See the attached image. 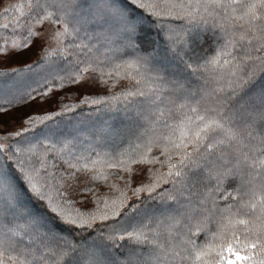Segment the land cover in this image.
<instances>
[{"label": "trees", "instance_id": "1", "mask_svg": "<svg viewBox=\"0 0 264 264\" xmlns=\"http://www.w3.org/2000/svg\"><path fill=\"white\" fill-rule=\"evenodd\" d=\"M190 1L174 0L176 3L183 2L185 4ZM25 2L27 3L22 4L20 1V3L14 4L22 5L23 7L20 9L14 8L12 5L0 10V54L6 53L11 48L13 49V41L16 44L25 46L37 37V28L41 24L35 23L36 12L32 11L30 7L36 0H25ZM145 2H148V0H145ZM193 2L196 4V0H193ZM227 2L229 0L218 1V3ZM39 4L40 8L46 7L48 13L58 14V8L54 0H39ZM212 10L214 15L210 16L205 13L202 18L193 19L191 16L186 15V12L177 9L176 12L179 15L184 13L187 16L185 19L183 16L182 19L184 20H182L169 16L155 18L149 15L147 11L137 7L132 0H75L71 9L64 14L62 23L58 25L61 31L67 29V33L59 37V45L54 47L51 44H45L27 63L28 68L23 71L12 72L14 68H20L22 65L0 68V101H12L20 106L30 100V96H34L39 91L47 95L52 89L77 83L80 77H77L76 69L78 66L75 65V62L83 60L88 55L96 56L101 60L105 55H114V53L106 50L104 43L97 47L100 44L97 38L104 37L105 39V36L113 37L119 41L131 37L139 44V52L148 57L155 51L162 52L161 56L170 61L171 66L175 65L173 66L175 69L172 72H165L159 66L160 59H150L151 68L160 73L166 82L182 83L184 90L177 95V98L174 95H169L165 86L154 82V74L144 73L142 76H136L133 69L124 65L121 60L114 58L113 64L120 65L118 69L112 65H102L103 72L98 68L94 73L99 72L104 76L108 74L110 80L114 82L119 80V87L114 88L115 90L104 96L92 97L99 99L98 104L82 103L84 97L79 98L77 96H71L70 99H66V102L60 100L52 111L55 114L49 120L37 122L34 125L24 124L23 128H26V130H19L20 133L17 136L15 133L5 134L4 136L10 134L13 136L8 151L14 152L17 147L24 148L25 151L31 149L34 152L32 156L36 160L43 159V168L39 163L35 165L40 169L41 176H47L46 184L41 181L44 184L43 190L58 202L60 197L57 192L62 193L63 186L66 183L65 180L78 178L81 176L78 174L85 171L91 173L89 188L93 189V193L98 195L101 192L104 195H109V187L101 186L102 181L100 180L107 174L104 171L110 168V164L125 163L127 166L132 164L128 163L129 156L135 159L136 163H146L145 165L148 166L152 178L157 172L166 173L167 162L166 157L163 155V143L154 146L152 152L148 153L150 158L155 157L157 163L142 161L137 153L144 150L143 146L153 134L167 135L170 128H175L186 118L190 117L195 120L197 114L204 115L203 111L195 114L191 112L190 109L195 108L196 105L183 99L189 90L199 85V81L193 74L189 64L199 62L208 56L209 58L217 57L222 66H224L225 60L236 64L239 63L245 52L251 51V44H256V47L259 48L258 41H251L250 44V41L240 39V26L225 19L224 9H217L212 6ZM40 15L43 16L45 13L41 12ZM205 20L211 23L212 26L204 24ZM111 21L113 22L110 24ZM198 23H202V25L197 26L201 27L199 29L200 39L202 40L200 46L191 48L184 53H182V47L178 46L171 53L172 46L168 44V39L163 33L166 29L165 25H171L177 31L180 29L186 30L185 41H188V44L192 47L194 42L190 28ZM44 24H49L53 28L57 26L52 21H46ZM127 25H131L134 30L128 31ZM210 27H214L215 30L212 31ZM29 28L34 33L31 38L28 36ZM95 31L99 33V36L95 34ZM232 41H235V43H232ZM45 53H47L45 59H38L45 56ZM251 54L256 55L255 52ZM120 55L126 57L135 55V53L130 49H125ZM84 67V64L79 66L80 69ZM117 72H119V75H117ZM69 74L77 77L75 81L70 82L61 79V77H67ZM122 81H125L126 84ZM47 82L56 83L50 84L48 89H42ZM230 104V112L235 109L244 111L245 115H247V112H258L264 108V73L258 74L248 82L238 96L230 101ZM61 105L66 107H61ZM130 121L142 125L139 133L135 134L136 136L132 140L127 141L128 143H121L115 149H111L105 141V137L115 126ZM68 125H74L77 128L73 131L65 130L64 133H61V129ZM230 127L231 133L227 127L225 131L218 130L216 139L222 141V143L217 144L213 155L199 161L198 166L186 170L183 195H178L173 199H168L165 195L158 193L142 195L136 201L135 206H130L120 218L121 225L141 218L145 214L163 212L161 217L156 214L145 225L138 226L145 227L160 218L152 225V235L156 236L159 242H163L170 232L175 231L176 226L172 221H165L162 217L181 212L186 203H192L195 206L197 196L201 190L200 171L201 169L206 171L207 167L223 165L232 168L235 165L236 171L242 174L248 188L264 191V123L258 119L249 123L238 121L231 124ZM177 135H179V132H177ZM175 160L176 157L173 158V163H175ZM85 165L88 167L85 168ZM68 169H73L74 173H71ZM69 173H71V176ZM0 176L8 181L12 189L11 198L7 195L0 196V229L2 230L0 235L9 232L20 219L27 218L22 214H28L29 212L23 205L24 202H27L32 208V214L45 220L50 225V231L69 237L76 243V249L65 256L63 264H80L77 254L79 247L82 244L90 243L96 247H112L114 256L119 259H124L129 251L151 255V247L144 243L143 237L139 240H133L124 235L122 239L113 241L107 239L104 235L107 231L106 228L80 230L54 218L50 208L46 207V199L39 200L31 192L30 187L27 189L23 186V181L14 167V162L9 160L3 152H0ZM93 176L96 177L95 180H92ZM79 179L81 180V177ZM113 180L121 182L119 178H113ZM228 182L229 184L235 183V178L230 177ZM75 183L79 184L77 181ZM189 183L193 185L191 189H187ZM96 184L98 188L103 190L99 191L97 187L95 189ZM112 184H115L117 188L121 187L114 182ZM165 187L170 188L171 185ZM232 187H238V185H230L229 191ZM17 192L22 193L23 197H16ZM118 193L116 189H112L111 194H113V197L116 196L114 194ZM61 195L68 197L71 204L67 203L64 206L73 213L77 209L84 210L80 208V205L85 202V198L92 200L93 205H95L93 195L87 191L77 193L75 198L67 194ZM225 199H227V196H225ZM123 227L126 231L137 228L134 226ZM209 227L211 228V225ZM40 230L41 232L48 231V229ZM142 231L144 235L148 234L147 229L144 228ZM209 238L210 233L208 231L196 233L192 237L201 244ZM169 242L172 241L169 240ZM16 244L18 247L32 249L34 256L27 257V259L33 264H36L41 256L48 260V255L42 247L40 232H32L29 235L20 232L16 237ZM9 255L15 256L16 254H7L5 256L6 261ZM19 258L24 259V257Z\"/></svg>", "mask_w": 264, "mask_h": 264}, {"label": "snow or ice", "instance_id": "2", "mask_svg": "<svg viewBox=\"0 0 264 264\" xmlns=\"http://www.w3.org/2000/svg\"><path fill=\"white\" fill-rule=\"evenodd\" d=\"M58 8V14L48 13L47 8H40L39 0L30 5L32 11L36 12L35 23L43 25L46 21H52L57 25H60L64 20V14L75 3V0H54ZM132 2L139 8L148 12L149 15L155 18H161L164 16H171L173 14L179 15L176 12L177 9L186 12L187 15L193 19L199 14L200 8H207V5H201L200 3L193 4L191 2L176 3L174 0H132ZM250 6L254 7V3L250 0ZM14 8L20 9L22 5H13ZM39 9V10H37ZM196 11H193V10ZM7 11V9H5ZM43 12L45 15L41 16ZM254 14V13H253ZM7 27V26H5ZM128 31H133L131 25H127ZM165 36L171 43L172 49L175 51L177 46L185 41L186 30L180 29L177 31L171 25H165ZM67 29L57 30L52 32L51 38L56 39L62 34H66ZM34 33L31 28L28 29V36L31 38ZM38 37L37 39H41ZM36 41L32 42V48L36 47ZM251 44V41H250ZM104 47L110 53L114 55H105L101 60L100 58L92 55L86 56L83 60L75 62L77 65V77H82L84 73L95 72L98 68L103 72L102 65H112L115 68H119L120 65L113 64V59L121 60L122 63L129 68L133 69L136 76H142L144 73L154 74V82H158L159 85L165 86L168 89L169 95H177L184 90V85L179 82H166L162 75L151 68V61L148 56L139 52V44L135 39L129 37L123 41L117 42L114 38L105 36ZM13 48H24L23 51L10 52L9 56L23 57L32 48L24 47V45L16 44L13 41ZM132 50L135 55L122 57L120 54L125 50ZM255 52L256 55L251 53ZM42 56L38 59H45ZM35 62V61H34ZM33 62V63H34ZM80 64H84L85 67L80 69ZM226 66V67H225ZM189 67L192 69L193 74L199 81V85L189 90L183 99L188 100L191 104H195V108H191L190 111L198 113L203 111L204 115L197 114L195 120L190 117L181 121L175 128H170L167 135L153 134V136L143 146V151L138 152L140 160L147 163H157L155 157H149L148 153L152 152L154 146H159L163 143V155L166 157L167 172H157L153 175V178L145 183L144 176L140 177H121L119 173L116 174L117 178L123 179V186L117 188L115 184L109 185V195L99 194L95 195L93 189L89 188L87 181L83 184H69L65 189L70 194L76 192L87 191L94 197L95 206L93 207V201L85 198V202L80 205L83 211L77 209L70 212L64 205L69 203L67 197L61 195L59 191L57 195L60 197L59 202L48 196L43 190L44 184L47 183V176H41L40 169L35 165L39 163L41 168L44 167L43 159L36 160L34 156H30L31 149L27 152L24 148L17 147L14 152L8 151L9 145L13 136L6 135L0 137V152L7 155L9 160L14 162V167L19 173L20 179L23 181V186L27 189H31L37 198L41 201L47 200V208H50L51 214L54 218L62 221L65 224L75 227L80 230H91L96 228H106L107 231L104 235L109 240L122 239L124 235H127L131 239L139 240L140 237L145 238L142 229L144 227L136 228L131 231H126L120 223V218L124 215L130 206H135L137 200L142 195H151L154 193L165 195L168 199L176 198L178 195L184 194V178L186 176V170L198 166L199 161L205 160L208 156L214 154L216 146L222 141H218L216 136L219 131H225L226 127L231 133L230 125L236 122H255L258 119L264 123V108L258 112L237 111L231 108L230 101H233L235 97L241 92V90L247 85L248 82L253 80L258 74L264 73V45L251 44V51L245 52V55L239 60V63L233 64L232 62L225 60L224 66L220 65L217 57H206L199 62L190 63ZM28 68V64H22L20 68H14L12 72H20ZM119 75V72H117ZM77 77L68 75L67 77H61L62 80H68L70 82L75 81ZM57 81V78H56ZM56 83V82H55ZM53 82H47L42 89H48ZM84 84L88 81L85 79ZM38 97H43L44 102L52 100L53 96L44 95L42 91L37 92L34 96H30L29 99L34 103H39ZM102 99V98H101ZM54 102H57L56 100ZM82 103L98 104L99 99L85 96ZM22 107V106H21ZM12 101H0V117H7L11 120H17L14 115L20 112V108ZM61 107H66L61 105ZM55 113L46 112L44 115H34L32 111L21 112L19 120L21 121V127L23 130L24 124L34 125L37 122H43L49 120ZM179 132V135H177ZM20 132H16L15 135H19ZM212 150V151H209ZM176 157L175 163L173 158ZM137 161L131 156L128 158V163H136ZM164 163V162H160ZM127 168V164L120 163L110 164V168L115 167ZM88 166L85 165V168ZM148 172V170H142ZM205 173L209 177L215 178L217 186H220L228 180L229 176L233 174L232 170L220 165L215 167H207V170L201 169L199 181L203 182ZM71 176V173H69ZM105 180L108 177H103ZM96 177L93 176L92 180ZM44 181V184L41 183ZM171 185L170 188L165 187ZM112 189H116L119 192L118 196L113 197L111 195ZM11 186L8 181L0 176V196H9L11 198ZM227 196V193H225ZM195 211V210H193ZM250 231L255 233L256 239L251 244H246V247L251 249V255H241L231 245L226 249H221L218 253L220 260L217 264H233L232 256L241 261L250 262V264H264V241L261 240V236L264 235V220L254 223ZM20 232L25 235H29L32 232H40L42 247L44 252L48 255V260H45L43 256L36 264H63L65 256L74 251L77 247L76 243L69 237H65L56 233H50L42 231L38 228L36 221L32 218L20 219L16 226L9 230L7 233L0 235V264H33L27 257L34 256V252L31 248L18 247L16 244V237ZM259 249V251H258ZM39 251V249H37ZM232 254V256H225L224 252ZM9 253H15V256L9 255L8 261L5 260V256ZM19 257H24L20 259ZM81 264H98L93 260L89 252L82 254Z\"/></svg>", "mask_w": 264, "mask_h": 264}, {"label": "clouds", "instance_id": "3", "mask_svg": "<svg viewBox=\"0 0 264 264\" xmlns=\"http://www.w3.org/2000/svg\"><path fill=\"white\" fill-rule=\"evenodd\" d=\"M251 2L254 7L250 6V0H229L213 7L224 9L225 19L240 26V39L258 41V45H264V0ZM204 24L212 26L207 20ZM228 169L232 170L233 174L229 178H235V183L229 184L228 178L224 184L217 186L215 178L205 173L195 206L186 203L181 212L162 217L176 226L175 231L170 232L163 242L152 235V225L160 218L144 227L148 232L144 243L151 247V255L143 264H217L220 260L218 253L229 245L242 256L251 255V249L246 244L256 239L255 233L250 231L251 226L264 220V191L248 188L235 165ZM230 185L238 187H232L229 191ZM204 231L210 233L205 243L192 239L196 233ZM261 240L264 241V235ZM224 255L232 256L226 251ZM232 260L233 264H250L234 256Z\"/></svg>", "mask_w": 264, "mask_h": 264}, {"label": "rangeland", "instance_id": "4", "mask_svg": "<svg viewBox=\"0 0 264 264\" xmlns=\"http://www.w3.org/2000/svg\"><path fill=\"white\" fill-rule=\"evenodd\" d=\"M20 1L22 2V4L27 3V2H25V0H0V10L4 7L12 6L17 2L20 3ZM218 1L219 0H196V3H200L201 5H207V8L206 9L203 7L200 8L198 10L199 14L196 15L194 19H197L200 17L202 18L205 15V13H207L209 15L210 14L214 15L213 10H212V6L217 4ZM190 2L194 4L193 0H191ZM193 11H196V10L194 9ZM186 15H184V13H181L180 15L176 16L173 14L169 17H172L174 19H182L184 16V19H185L187 17ZM184 19H182V20H184ZM78 21H81V20H78ZM112 22L113 21H111L110 24ZM199 25H202V23H198L197 25H193L190 28L191 37H193V42H194L192 47L190 46V44H188V41H185V43L182 42L181 44L178 45V46L182 47V50H183L182 53L190 50L191 48H197L202 43L201 42L202 40L200 39V35H199V32H200L199 29L201 27H197ZM109 26H111V25H109ZM193 28H195V29H193ZM210 28H212V31L215 30L214 27H210ZM58 29L61 30V28L58 25L55 26L54 28L52 26H50L49 24L41 25L39 28H37V32H36L37 37L24 46L27 48H32V42L36 41L37 42L36 47L32 48V50L29 51L23 57H17V56L10 57L9 53L15 52V51H23L24 48H19V49H14V48L12 49L11 48L6 53L0 54V68L11 67L14 65L27 64L32 60V58L35 56V54L38 53V51L40 49H42V47L45 44H51L54 47L59 45L60 44L59 38H58V43H57V40L52 39L51 35H50L52 32L57 31ZM165 31H166V29L163 31L164 34H165ZM95 34L97 36H99V33L98 32L96 33V31H95ZM38 37H42V38L37 39ZM97 40L100 43L97 45V47H100L105 41L104 37H99V39L97 38ZM115 40L117 42H119V40H117V39H115ZM168 44L171 46V43L169 42V40H168ZM157 52L158 51L151 53L149 55V58L151 60L160 59L159 66L165 72H172L173 69H175V68H173V66H175V65L171 66L170 61H168L165 57L161 56L162 52L161 53L160 52L157 53ZM173 52H174V50H171V53H173ZM85 79L88 81L87 84L83 83V81ZM115 81L119 82V80H115ZM118 82H114V81L110 80V75H108V74H106L104 76L99 72H97V74H96V73L91 72V71L88 73H84L83 76L80 77V79L77 83L70 84L66 87L56 88V89L50 90V93H48L47 96H53V98H52V100L48 101L47 103L44 102L43 97H38L37 98L39 100L38 104L32 102L31 100H28L25 103H23L22 105L17 106V107L22 106L20 108V112H17L14 114L16 116L17 120H11V119H8L7 117H0V137L4 136L5 134L16 133L22 129L21 121L19 120V115L21 112L32 111V114H34V115H42V114H45L46 112H52L60 100L62 102H66L67 101L66 99H68V98L70 99L71 96H77L79 98L85 97V96H89V97H96L99 95L104 96L105 94L110 93L113 90H115L117 87H119L120 84L118 85ZM122 82L124 84H126L125 81H122ZM67 96H69V97H67ZM55 100L57 102H54ZM141 126L142 125L140 123L131 122V121L125 122L124 124L121 123V124L115 126L111 130V132L105 137V141L110 145L111 149H115L121 143H128L127 141L132 140V138H134L136 136L135 134L139 133ZM76 128L77 127L74 125H68V126H65L61 129V133H64L63 131H65V130L73 131V129L76 130ZM29 155L30 156L34 155V152L31 151L29 153ZM145 164L146 163H143V162L130 164L127 167L130 168L131 171H128L127 168H121V167L106 169L104 171V173H107L105 177H108V179L105 180L104 178H102L100 180V181H102L101 186L106 187V186L112 185V182H114L118 186L122 187L123 183H124L123 179H121V182H115L113 180V178H117V176H116L117 173H119L121 177L144 176L145 183H147L148 180L152 179V177H150L149 168ZM144 169L148 170V172L146 173V172L142 171ZM68 171H70L71 173H74L73 169H68ZM78 175H81V176H79L78 178H71V180H65L66 183L63 186L61 194H67L68 196H70V197L72 196L75 198V197H77L76 194L79 193V191L76 192L75 194H70V193L66 192L65 189L68 187V185L69 184L75 185L76 181L79 184H83L87 181H91V173H89L88 171L87 172L85 171L83 173L80 172V174H78ZM80 177H81V180L79 179ZM195 179H196V177H195ZM52 187L55 188L54 185H52ZM96 187L99 191L103 190L102 188H98L97 184L94 188L96 189ZM192 187H193L192 183L191 184L189 183L187 189H191ZM99 194H101V192ZM111 195L113 196V194H111ZM114 195L118 196L119 193L114 194ZM16 197H23V195H22V193L17 192ZM45 202L47 203V200H45ZM69 203L71 204L70 201H69ZM23 205L29 211L28 214L22 213L24 216H27V218L34 219L36 221V224L38 225V227L40 229H48L47 232L53 233L52 231H50L51 230L50 225L48 223H46L45 220L40 219L36 215L32 214V208H30L29 203L24 202ZM94 206L95 205H93V207ZM156 214H158L161 217L163 215V212L145 214L141 218L134 219L130 222L124 223L123 226H128V227L134 226V227L140 228L138 226L145 225L147 223V221L149 219L153 218ZM0 231H2V230L0 229ZM40 235H41V233H40ZM84 252H89L91 254L92 259L97 261L98 264H138V263H143L145 258L148 255H150L147 253L130 252L129 251L126 253L124 259H119V258H116L114 256V249L110 246L109 247H96L92 243L82 244L81 247H79V252L77 253L78 258L80 259V264H81V260H82V254ZM77 254H76V256H77ZM8 264H11V262L9 261Z\"/></svg>", "mask_w": 264, "mask_h": 264}]
</instances>
